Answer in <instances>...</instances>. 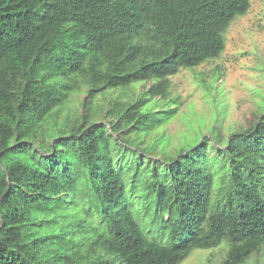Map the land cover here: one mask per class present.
Wrapping results in <instances>:
<instances>
[{
    "label": "trees",
    "instance_id": "16d2710c",
    "mask_svg": "<svg viewBox=\"0 0 264 264\" xmlns=\"http://www.w3.org/2000/svg\"><path fill=\"white\" fill-rule=\"evenodd\" d=\"M250 2L0 0V264L264 255V104L226 138L151 136Z\"/></svg>",
    "mask_w": 264,
    "mask_h": 264
},
{
    "label": "rangeland",
    "instance_id": "374dc122",
    "mask_svg": "<svg viewBox=\"0 0 264 264\" xmlns=\"http://www.w3.org/2000/svg\"><path fill=\"white\" fill-rule=\"evenodd\" d=\"M223 48L219 56L193 68H181L171 76L170 96H176L180 105L175 115L151 134L164 135L159 147L167 153L203 134L210 136L212 127L226 138L231 131L255 121L264 104V0H251L246 13L231 21ZM224 250L222 243L195 248L179 264H213ZM242 264H264V255L251 254Z\"/></svg>",
    "mask_w": 264,
    "mask_h": 264
}]
</instances>
